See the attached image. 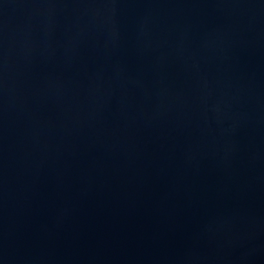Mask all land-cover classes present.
<instances>
[{
    "label": "water",
    "instance_id": "obj_1",
    "mask_svg": "<svg viewBox=\"0 0 264 264\" xmlns=\"http://www.w3.org/2000/svg\"><path fill=\"white\" fill-rule=\"evenodd\" d=\"M0 264H264V0H0Z\"/></svg>",
    "mask_w": 264,
    "mask_h": 264
}]
</instances>
